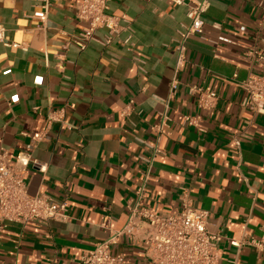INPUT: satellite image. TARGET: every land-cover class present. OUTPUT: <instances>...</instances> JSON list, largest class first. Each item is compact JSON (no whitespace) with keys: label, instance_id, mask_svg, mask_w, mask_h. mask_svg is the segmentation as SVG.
I'll use <instances>...</instances> for the list:
<instances>
[{"label":"crops","instance_id":"crops-1","mask_svg":"<svg viewBox=\"0 0 264 264\" xmlns=\"http://www.w3.org/2000/svg\"><path fill=\"white\" fill-rule=\"evenodd\" d=\"M80 1L53 2L43 26L41 0H0L7 42L24 46L0 43V152L13 164L29 160L31 197L67 206L49 224L0 223V264H80L127 224L148 171L141 157L156 145L162 152L141 205L177 212L188 189L209 212V230L227 238L220 264H264V254L233 243L264 234V114L245 105L242 86L260 73L246 52L256 46L264 55V0H210L204 39L188 41L180 67L176 44L194 3L112 0L109 14L133 32L104 45L108 33L99 29L82 51L74 42L87 27ZM194 85L218 93L215 109H199ZM51 112L62 121L51 122ZM186 116H201L203 131L185 125ZM40 132L46 138L30 147ZM113 252L124 264H150L127 236Z\"/></svg>","mask_w":264,"mask_h":264},{"label":"built area","instance_id":"built-area-1","mask_svg":"<svg viewBox=\"0 0 264 264\" xmlns=\"http://www.w3.org/2000/svg\"><path fill=\"white\" fill-rule=\"evenodd\" d=\"M66 0H41L42 14L40 23L45 26L48 21V11L53 2ZM112 0H81L77 6V18L87 24L86 29L74 39L75 44L83 51L88 44L95 39V32L99 29L107 31L108 36L102 42L104 45L113 43L122 31L133 32L131 24L123 26L121 19L109 14V4ZM178 6L187 2L194 5L189 12L190 24L180 34L176 49L178 52V66L186 62L187 43L192 37L204 39V16L210 9V0H171ZM221 40L226 41L225 38ZM0 43L11 48H23V45L10 44L6 39V29L0 26ZM250 65L260 70V73H251L242 83L247 93L245 105L254 113L264 114V55L256 46L246 52ZM177 89V82L173 84V94ZM189 93L198 96L200 110H213L219 102V95L214 90L203 86L189 87ZM133 105V102L130 103ZM131 106L126 108L130 109ZM167 116L155 129L159 138L166 126ZM51 122H61L60 113L49 114ZM184 124L201 129V116H186ZM45 133L34 134L30 147L45 139ZM158 145L152 148L148 157H141L148 166L144 183L136 191L134 204L129 205V219L125 227L107 240L86 252L80 264H124V255L114 253L113 248L123 237H129L133 242L141 245L143 256L150 264H220L219 244L227 239L220 233L209 230V212L199 209L194 205L188 189H183L180 201V210L174 213H159L151 208L143 207L142 200L146 185L151 178V171L155 161L161 154ZM29 160L22 158L13 164L8 158L7 152H0V223L2 227L9 224L39 223L49 224L52 220L65 217L67 206L58 203L46 195L31 197L28 194L26 182L27 164ZM45 172L46 168L40 166ZM233 243L239 246L247 245L258 253L264 254V234L260 239H248Z\"/></svg>","mask_w":264,"mask_h":264}]
</instances>
